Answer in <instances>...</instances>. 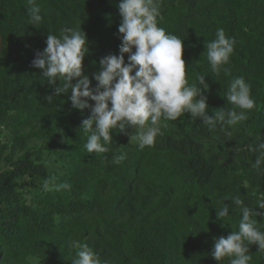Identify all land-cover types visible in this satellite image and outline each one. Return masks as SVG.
Listing matches in <instances>:
<instances>
[{
	"label": "trees",
	"instance_id": "1",
	"mask_svg": "<svg viewBox=\"0 0 264 264\" xmlns=\"http://www.w3.org/2000/svg\"><path fill=\"white\" fill-rule=\"evenodd\" d=\"M0 264H264V0H0Z\"/></svg>",
	"mask_w": 264,
	"mask_h": 264
},
{
	"label": "rangeland",
	"instance_id": "2",
	"mask_svg": "<svg viewBox=\"0 0 264 264\" xmlns=\"http://www.w3.org/2000/svg\"><path fill=\"white\" fill-rule=\"evenodd\" d=\"M2 165H3V164H2V163H0V168H2Z\"/></svg>",
	"mask_w": 264,
	"mask_h": 264
}]
</instances>
